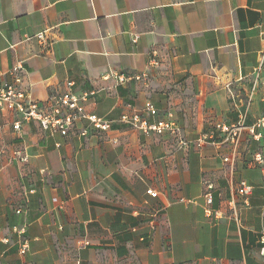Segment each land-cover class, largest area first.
<instances>
[{"label":"crops","instance_id":"obj_1","mask_svg":"<svg viewBox=\"0 0 264 264\" xmlns=\"http://www.w3.org/2000/svg\"><path fill=\"white\" fill-rule=\"evenodd\" d=\"M263 37L264 0H0V85L17 74L38 101L86 92L85 110L112 122L64 135L14 130L0 111V264H264V127L248 133L264 115ZM134 113L179 134L120 120ZM240 120L238 142L220 143L216 124Z\"/></svg>","mask_w":264,"mask_h":264},{"label":"built area","instance_id":"obj_2","mask_svg":"<svg viewBox=\"0 0 264 264\" xmlns=\"http://www.w3.org/2000/svg\"><path fill=\"white\" fill-rule=\"evenodd\" d=\"M35 37L38 40L43 41L45 38V32H37ZM136 38L137 36L134 37V41ZM152 62L154 64L157 63L155 59H152ZM255 71L257 77L261 72L264 73V47L260 55V62ZM109 76L113 77L118 84H124L129 80H147L148 78L146 73L125 75L112 72ZM257 80L258 78L253 82L252 90H254ZM20 84L21 77L15 74L11 82H6L0 85V111L13 114L15 119L12 123V127L14 130H19L23 122L31 120L38 122L40 127L44 130H51L53 132L57 131L64 135L67 134L68 130L76 122L82 119H86L96 130L106 131L111 128L112 122L110 120L98 116L97 114L89 113L85 110L84 104L88 98L86 92L76 93L67 91L59 94H52L45 101H38L32 99L28 92L20 87ZM144 108L150 114L156 113L155 106L149 101L145 102ZM120 120L130 124L133 128L143 133H168L173 136L179 134V128L172 118L150 121L147 117L142 116L139 113H134L133 115H123ZM243 127V121L241 120L232 124H216V128L220 129L223 133L220 143L236 144ZM261 127H264V115L258 118L253 125L248 127V133L253 139L259 140L262 137V133L259 130ZM180 143L182 145L187 144V142L183 141H180ZM196 143L199 144L200 140H196ZM14 154L22 162L27 160V156L24 152L22 153V151H16ZM223 160L229 161V158L224 157ZM254 161L259 167L264 183V143L262 149L254 154ZM252 189L253 188L250 184L241 181L237 193L246 200L252 194ZM146 193L151 197H156L158 195L153 189L146 190ZM204 198L205 215L211 216L216 214L211 208V193H205ZM53 200L56 201L57 199L54 198ZM19 211L20 210H17V212ZM18 231L22 233L23 229H18ZM259 241L261 243L260 252L264 255V230L259 236ZM26 247L27 245L23 242L19 247V252L24 254Z\"/></svg>","mask_w":264,"mask_h":264}]
</instances>
